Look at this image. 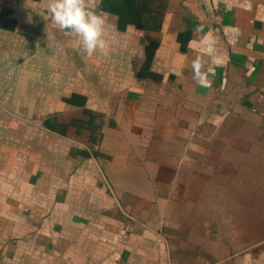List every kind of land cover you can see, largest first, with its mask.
I'll return each instance as SVG.
<instances>
[{
	"label": "crops",
	"instance_id": "1",
	"mask_svg": "<svg viewBox=\"0 0 264 264\" xmlns=\"http://www.w3.org/2000/svg\"><path fill=\"white\" fill-rule=\"evenodd\" d=\"M48 3L0 0V264H264L217 143L264 126V0H102L107 56Z\"/></svg>",
	"mask_w": 264,
	"mask_h": 264
},
{
	"label": "rangeland",
	"instance_id": "2",
	"mask_svg": "<svg viewBox=\"0 0 264 264\" xmlns=\"http://www.w3.org/2000/svg\"><path fill=\"white\" fill-rule=\"evenodd\" d=\"M247 120V123L231 120L228 125L220 127L219 133L228 134L229 137L233 135L230 138L234 140L219 139L217 142L220 150L219 164L233 166V170L229 168V175H233L235 180L250 179L252 197H255L257 194L264 193V185L262 184L264 183V140L244 141L241 136L264 132V126L259 128V123L253 118ZM253 138L258 139L260 137L253 136ZM243 165L249 166L250 170L245 173L242 172ZM259 183L261 187H259Z\"/></svg>",
	"mask_w": 264,
	"mask_h": 264
},
{
	"label": "clouds",
	"instance_id": "3",
	"mask_svg": "<svg viewBox=\"0 0 264 264\" xmlns=\"http://www.w3.org/2000/svg\"><path fill=\"white\" fill-rule=\"evenodd\" d=\"M102 0H49L48 12L59 29L75 33L81 40L82 51L92 55L99 50L108 55L104 39ZM198 74V72H197Z\"/></svg>",
	"mask_w": 264,
	"mask_h": 264
}]
</instances>
